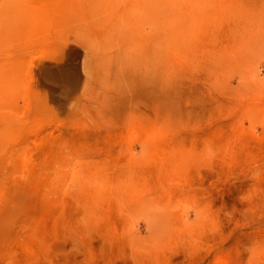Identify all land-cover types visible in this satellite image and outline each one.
I'll return each mask as SVG.
<instances>
[{
	"label": "rangeland",
	"instance_id": "obj_1",
	"mask_svg": "<svg viewBox=\"0 0 264 264\" xmlns=\"http://www.w3.org/2000/svg\"><path fill=\"white\" fill-rule=\"evenodd\" d=\"M0 264H264V0H0Z\"/></svg>",
	"mask_w": 264,
	"mask_h": 264
}]
</instances>
